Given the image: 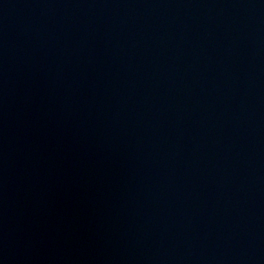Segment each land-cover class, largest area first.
<instances>
[{
  "label": "water",
  "instance_id": "water-1",
  "mask_svg": "<svg viewBox=\"0 0 264 264\" xmlns=\"http://www.w3.org/2000/svg\"><path fill=\"white\" fill-rule=\"evenodd\" d=\"M0 264H264V0H0Z\"/></svg>",
  "mask_w": 264,
  "mask_h": 264
}]
</instances>
